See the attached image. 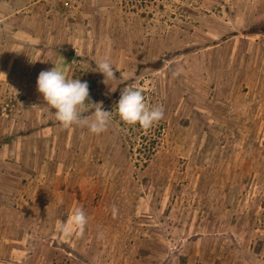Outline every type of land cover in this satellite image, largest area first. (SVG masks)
Listing matches in <instances>:
<instances>
[{"label": "rangeland", "instance_id": "obj_1", "mask_svg": "<svg viewBox=\"0 0 264 264\" xmlns=\"http://www.w3.org/2000/svg\"><path fill=\"white\" fill-rule=\"evenodd\" d=\"M54 66L104 132L44 107ZM0 264H264V0H0Z\"/></svg>", "mask_w": 264, "mask_h": 264}, {"label": "clouds", "instance_id": "obj_2", "mask_svg": "<svg viewBox=\"0 0 264 264\" xmlns=\"http://www.w3.org/2000/svg\"><path fill=\"white\" fill-rule=\"evenodd\" d=\"M96 69L103 74L105 85H110L108 81L117 78L116 70L107 59L96 63ZM37 90L45 101L44 107L49 111L55 110L51 112L62 126L83 125L94 134H100L107 129L112 110H105L102 102L91 101L87 81L69 78L65 72L54 66L51 70L39 73ZM109 91H115L111 85ZM114 107L122 121L131 125L139 124L144 129L151 128L164 116L163 107H149L142 90L136 88L124 87ZM113 214H116L115 208ZM87 220L84 209L77 207L72 214L73 225L82 230Z\"/></svg>", "mask_w": 264, "mask_h": 264}]
</instances>
